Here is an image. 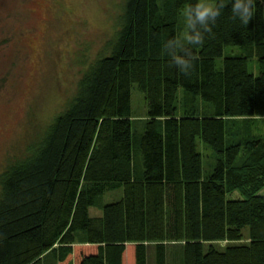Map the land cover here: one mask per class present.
<instances>
[{"label": "trees", "instance_id": "trees-1", "mask_svg": "<svg viewBox=\"0 0 264 264\" xmlns=\"http://www.w3.org/2000/svg\"><path fill=\"white\" fill-rule=\"evenodd\" d=\"M195 2L126 0L109 53L0 173V264H150V245L168 264L170 243L183 264H264V135L252 129L264 117V0L247 26L227 5L184 75L163 45ZM229 46L248 52L219 68ZM133 85L148 108L140 133ZM199 143L216 158L208 171ZM117 189L122 199L102 205Z\"/></svg>", "mask_w": 264, "mask_h": 264}, {"label": "rangeland", "instance_id": "rangeland-1", "mask_svg": "<svg viewBox=\"0 0 264 264\" xmlns=\"http://www.w3.org/2000/svg\"><path fill=\"white\" fill-rule=\"evenodd\" d=\"M125 2L0 0V173L24 156L29 142L36 140L66 107L88 67L109 53V42L121 26ZM181 22L183 27V18ZM247 52L238 46L226 47L216 60L217 66H223L225 56ZM249 68L259 73L257 56L250 58ZM131 97L133 129L140 133L147 119V102L136 85ZM252 129L263 136L264 117L256 119ZM199 151L208 171L215 155L203 143H199ZM122 197V189L108 191L101 204ZM101 206L90 208V215H103ZM168 248V264H183L182 243H170ZM155 256V245H150V264H154Z\"/></svg>", "mask_w": 264, "mask_h": 264}, {"label": "clouds", "instance_id": "clouds-1", "mask_svg": "<svg viewBox=\"0 0 264 264\" xmlns=\"http://www.w3.org/2000/svg\"><path fill=\"white\" fill-rule=\"evenodd\" d=\"M255 3L256 0H196L180 13L183 29L164 43V54L180 73L189 74L199 59L194 47L204 43L205 35L212 32L225 7L230 4L231 18L238 20L239 25L247 26L254 15Z\"/></svg>", "mask_w": 264, "mask_h": 264}, {"label": "crops", "instance_id": "crops-1", "mask_svg": "<svg viewBox=\"0 0 264 264\" xmlns=\"http://www.w3.org/2000/svg\"><path fill=\"white\" fill-rule=\"evenodd\" d=\"M57 264V263H56ZM70 264H74V261H72Z\"/></svg>", "mask_w": 264, "mask_h": 264}]
</instances>
